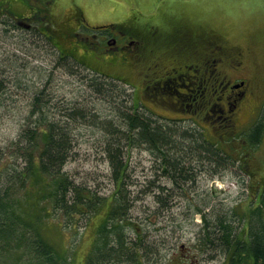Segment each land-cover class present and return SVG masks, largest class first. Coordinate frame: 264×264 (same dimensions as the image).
Returning <instances> with one entry per match:
<instances>
[{
    "label": "trees",
    "instance_id": "trees-1",
    "mask_svg": "<svg viewBox=\"0 0 264 264\" xmlns=\"http://www.w3.org/2000/svg\"><path fill=\"white\" fill-rule=\"evenodd\" d=\"M2 16L0 15V20ZM183 23L175 19L172 20L171 26L177 29L183 27ZM12 24L16 23L13 21ZM104 26L109 29L112 27ZM200 27L198 30L192 28V32L191 28L189 32L185 29L182 32L200 35ZM180 33L173 31L162 36L160 50L166 54L167 66L175 70V75L170 78L162 77L159 72L155 90L148 98L138 95L141 88L143 94L153 88L151 63H148L147 67L150 72V78L147 79L149 81L143 87L137 85V92H134L133 86L128 83L129 79L116 74L117 72L114 75L101 68L104 64L115 66L120 57L123 60H126L127 56L135 59V52H112L104 49L103 57L91 53L94 48L90 45H76L74 48L80 57L87 53L86 57L93 61L97 69L90 67L88 60L87 63L80 62L76 58L79 56L74 57L73 53H60V59L54 69L67 66L64 64L71 63L70 58H73L77 65L88 69L85 74L73 70L70 73L77 76L83 85L107 103L111 114L66 105L63 108L57 107L52 103L48 92L54 69L49 72L43 88L33 90L31 109L24 119L18 138L6 145V148L0 147L2 264L16 261L26 263L22 254L24 250H28L25 245H33L31 253L36 254L35 258L39 259V264H73L72 259H68V256L60 253L58 249L56 251L43 240L45 235L40 231L41 224L45 219L54 217H61L71 223L77 221L73 212L89 213L95 210L103 215L94 233L95 249L98 251L96 254H88L86 264H159L163 259L162 254L165 255L164 242L160 238L156 239L157 237L150 239V225L146 228L143 221L133 220L130 215L132 208L137 204L136 200L148 193L156 202L155 212L160 215L165 216L166 210L174 205L180 206L184 198L187 200L184 205L187 219L193 221L195 214L202 216L198 231L200 235H197L199 252L226 254L229 257L227 264H264V186L260 185L261 190H258L253 205L250 203L242 208L241 213H234L241 218L240 221L243 218L248 220V230L245 228L247 234L244 231L238 233L234 224V220L238 218L236 215L230 217L231 213L220 206H213L212 211L207 212L200 206L203 203L192 195V191L210 170L211 177H214L213 174L219 170H227L228 162L235 166L237 161L243 169L245 166L241 159H236L227 152L224 148L225 140L216 141L206 136L202 131L208 129L206 123L200 122V130L197 125L191 123L195 122L196 117L185 104L189 102L191 88L194 86L183 85L184 81L189 83L186 76L176 82L174 80L181 71L193 72L185 64H191L194 52L191 44L180 38ZM226 43L231 48L230 51L237 50L236 45H240L227 40ZM151 44L154 46L155 42ZM63 61L65 63L61 64ZM10 81V77L0 74V104ZM173 93L174 97H171ZM142 105L150 108L149 112L143 109ZM156 105H163L167 108L163 110L170 112L173 111V106L176 109L182 108L190 112L188 117L191 120H184V117H168L164 116L165 114L155 115L153 112H157ZM196 123L198 124V121ZM87 127L90 128L89 136L96 132L100 135L97 145L100 150L98 158L107 162L109 172L106 177L113 185L108 194H101L100 189L92 190L87 184L77 183L76 177L64 170L67 163L78 158L79 152L75 151V147L84 136V133L78 130ZM95 127L99 128L98 131L94 130ZM263 134L264 121L259 119L246 129L244 136L251 146H256L263 139ZM135 150H145L153 156V176L145 180V183H135L130 177V164ZM18 159L21 162H18ZM5 173L7 178L2 179ZM130 186L137 188L136 194H132ZM24 208H31L32 212L26 216L22 211ZM12 224L18 226L16 233L11 230ZM132 231L134 234L131 235ZM33 234L36 236H32ZM63 235L64 233H60L61 237ZM25 242L27 244H24ZM159 244H162L163 249L159 248Z\"/></svg>",
    "mask_w": 264,
    "mask_h": 264
},
{
    "label": "rangeland",
    "instance_id": "rangeland-1",
    "mask_svg": "<svg viewBox=\"0 0 264 264\" xmlns=\"http://www.w3.org/2000/svg\"><path fill=\"white\" fill-rule=\"evenodd\" d=\"M57 6L59 7L51 13V21L55 24V28H50L53 31L51 35L54 39H58L56 43L47 41L33 26L27 28L17 22L29 13L28 6L23 5L20 0L12 2L14 12L9 14L11 19L4 15L1 17L0 74L10 77L11 81L0 104V147L6 148V145L18 138L24 119L31 109L33 90L43 88L49 72L54 69L60 59V53L72 52L79 55L72 46V42L76 38L75 28L81 26L80 22L85 25L86 22L77 18V6L84 8L90 22L115 23L117 30L126 29V35L128 30H132L131 35L135 36L137 45L140 47L135 59L127 56V59L123 60L120 57L116 60L115 66L104 64L101 68L126 77L129 79L128 83L133 86L134 92H137L139 85L143 87L149 81L147 79L150 78V72L147 67L148 63H151L154 73L152 77L156 80L154 78L151 80L153 88L147 94H143V88H141L138 95L141 98L151 96L155 90V81L157 82L159 72L162 77L169 76L170 78L171 75H175V70L167 66L166 54L160 50L164 35H158L153 46L146 42L147 28L150 25H157L161 31H166L169 28L172 29V20L175 19L181 20L184 26L191 28V25L196 27L193 22L198 21L200 25L204 23L216 28L227 42L250 47L252 62L248 63L245 73L249 80L242 87L246 91L242 109V103H240L236 112L226 113L227 120L224 123H218L217 117H212V119L215 118V122L211 123L208 129L202 130L210 139L225 140L224 148L236 159H241L245 168L243 169V166L236 161L235 166L228 162L227 170H219L218 173L213 174L214 177H211L210 171L212 170H210L200 180L197 188L192 191V195L203 203L198 204L205 211H210L213 206H220L231 213L230 217L232 215L238 217L234 213H241L242 208L250 203L253 205L257 199L258 190H261L260 185L264 186V134L263 139L256 146H251L244 133L259 119L264 121V0H61V4L58 1ZM13 21L17 26L12 24ZM83 28L78 30L81 36L86 32ZM140 37H144L145 40L143 41ZM250 52L247 53L248 58ZM100 56L104 57L103 54ZM85 59L93 63L89 57ZM69 60H72L71 63L64 64L65 60L61 63L67 65L64 66L66 69L63 66L54 69L52 82L48 87L52 103L61 108L66 105V107H79L111 114L107 103L93 94L79 81L77 76L70 73L73 70L85 74L88 69L77 65L73 58ZM183 85L190 87L185 83ZM173 95L174 93L171 97H174ZM142 107L149 112L150 108L144 105ZM156 107L159 113L153 112L155 115L165 114L164 116L168 117H184V120H191L188 117L190 112L182 108L176 109L173 106V111L170 112L163 110V108L167 109L163 105H156ZM190 115L193 117L194 114ZM196 119L191 123L197 125L200 130L196 121L202 122V119L199 117ZM89 129L87 127V129L78 130L84 133L75 147V151L79 152L78 158L67 163L64 170L72 177H76L77 183L87 184L92 190L100 189L101 194H108L113 185L106 177L109 172L107 162L97 158L98 153L100 154L97 148L100 135L96 132L89 136ZM96 129L95 127L94 130ZM152 158L153 156L145 150L134 151L129 172L132 181L145 183V180L153 176ZM18 162L21 161L18 159ZM6 174L2 176V179L7 178ZM130 189L133 195L137 193L135 186H130ZM136 201V206L130 212L132 219L143 221L146 228L150 225L148 227L149 238L153 240L155 237L160 238L165 244L164 249L162 244H159V248L165 253V255L162 254L163 259L159 264L228 263L229 257L226 254L213 255V253L199 252L197 249V235H200L198 231L202 216L195 214L193 221L187 219V210L184 206L187 204L186 199L181 200L180 206L171 207L169 209L171 211L167 209L165 216L155 212L156 202L150 193ZM22 211L26 216L32 212L31 208H24ZM73 214L77 221L74 220L71 223L61 217L45 219L40 230L45 235L42 239L56 251L59 250L60 253L68 256V259H72L73 264H86L88 254H96L98 251L95 249L96 236L94 233L103 215L96 210L89 213L73 212ZM240 219L238 217L236 221L234 220L236 229L238 233L244 231L247 234L248 220L245 221L243 218L240 221ZM55 221L61 223H54ZM17 227L12 224V232L16 233ZM60 233H64L63 237ZM130 234H134V231ZM16 243L19 244V242ZM97 243H99L98 240ZM24 247L28 248L22 253L26 263L16 261L3 264H39V259L35 258L36 254L31 253L33 245ZM45 249L48 250V248ZM206 257L208 258L205 260ZM0 264H2L1 261Z\"/></svg>",
    "mask_w": 264,
    "mask_h": 264
},
{
    "label": "flooded vegetation",
    "instance_id": "flooded-vegetation-1",
    "mask_svg": "<svg viewBox=\"0 0 264 264\" xmlns=\"http://www.w3.org/2000/svg\"><path fill=\"white\" fill-rule=\"evenodd\" d=\"M14 1L16 0H0L1 16H9V14L14 12L12 8V2ZM58 1L61 4V0H20L23 5L28 6L29 13L17 22L27 28L33 26L47 41L56 43L58 39H54L51 35L53 31L50 28H55V24L51 21V13L59 7L57 6ZM77 8V18L81 21L83 19L86 25L80 22L81 26L75 28L76 38L73 41V47H76V45H90L94 48L91 50V53L99 56L104 53V44L106 43L105 51L120 52L130 50L135 52L137 56V51L140 47L137 45L135 36L131 35L133 34L132 30H128V34L126 35V29L122 28V31L117 30V26H114L115 23L95 24L90 22L84 8L79 6ZM68 9L70 10V8ZM193 23L196 27L191 25V32L193 29L198 30L202 26L200 27V31H202V33H199L200 35L182 32L184 31L183 29L189 32L190 27L187 26L177 29L169 28L166 31H161L157 25H150L147 28L148 39L146 42L149 44L156 42L160 34L173 31L181 32L180 38L191 44L194 52L192 53L191 64H185L193 72L181 71L180 75L177 74L174 77L176 82L177 79H182L186 76L190 83L184 80L183 83L186 82L185 84L188 86H194L193 89L191 88L192 95L188 94L190 100L185 105L195 117L201 118L202 122L206 123L207 126L215 122V118L212 119L215 116L218 119V123H224L227 120L226 113L236 112L238 105L242 103L246 94V91L242 87L249 80L245 73L247 72L248 63L252 62V51L250 47L242 44L238 45L237 50L230 51L231 48L227 46L225 37L219 34L216 28L205 25L204 23L200 25L198 21ZM104 25H111L113 28L111 27L109 29ZM81 27H84L83 29L86 31L83 36L78 31ZM99 27L102 28L100 29ZM140 38L143 41L145 40L144 37ZM248 52H250L249 59L247 58ZM72 55L74 56L76 54L73 53ZM87 55L86 53L84 57H80V55H77L79 57H74L80 62L85 61L87 63L88 61L85 59ZM88 63L90 67L97 69L95 64ZM171 81L173 82V79ZM229 88L230 90H228ZM243 105L244 103H242L241 109ZM198 125H201L200 121H198Z\"/></svg>",
    "mask_w": 264,
    "mask_h": 264
},
{
    "label": "bare ground",
    "instance_id": "bare-ground-1",
    "mask_svg": "<svg viewBox=\"0 0 264 264\" xmlns=\"http://www.w3.org/2000/svg\"><path fill=\"white\" fill-rule=\"evenodd\" d=\"M36 91V90H35ZM39 110V109H38ZM34 115V114H33ZM31 124V123H30ZM27 126H28V124H27ZM32 126H34V125H32ZM137 143V142H136ZM98 151V150H97ZM123 152V151H122ZM152 152V151H151ZM29 153V152H28ZM98 158V157H97ZM157 163V162H156ZM81 165V164H80ZM113 170V169H112ZM169 180H170V178H169ZM169 182V181H168ZM136 183V182H135ZM99 185V184H98ZM140 186V185H139ZM90 188V187H89ZM100 188V187H99ZM102 189V188H101ZM107 189V188H106ZM116 192V191H115ZM114 192V193H115ZM76 196V195H75ZM72 199V198H71ZM132 207V206H131ZM73 211V210H72Z\"/></svg>",
    "mask_w": 264,
    "mask_h": 264
}]
</instances>
